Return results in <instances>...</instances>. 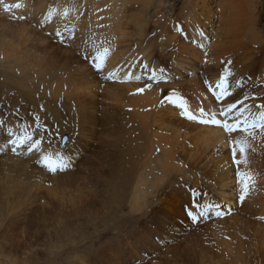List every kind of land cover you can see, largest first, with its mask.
Wrapping results in <instances>:
<instances>
[{
	"label": "rangeland",
	"instance_id": "374dc122",
	"mask_svg": "<svg viewBox=\"0 0 264 264\" xmlns=\"http://www.w3.org/2000/svg\"><path fill=\"white\" fill-rule=\"evenodd\" d=\"M10 1L4 0V3L13 5ZM31 1L34 4L30 8L31 12L37 8L38 11L44 10L42 0ZM64 1L66 4L62 7H69L71 12L75 11L80 16L79 21L73 22L70 29L60 31L68 34L58 39L62 40L71 35L61 41L64 44L62 46L72 43L88 63V67L95 72L100 101L93 112L98 116L95 124L89 120L88 115L83 119L82 111L66 101L62 89L47 85L51 83L56 72H69L66 68L53 65L54 70L48 74L35 66L24 71L21 66L18 68L11 65V31L3 29L4 23L10 24L8 26L11 28L13 23L21 25V21L32 22L25 8L18 11L25 12L21 15L25 14L26 17L21 19L12 14L15 7L6 11L3 4H0V120L3 117L6 119L0 125V264H241V261L243 264H264V248L256 234L251 232L255 222L264 220V215L243 212L246 201L257 191L264 197V188L255 187L256 182L251 177L248 194L240 202L241 174H245V177L249 174L240 170L235 162L241 156L238 150L234 159L232 148H229V159L234 168L231 176L234 180L229 182L227 190L236 193L235 198L230 199L225 192H221L225 189L215 192L213 184L219 182L213 174L214 169L204 167L199 162L197 165L194 163L193 168L186 163L188 176H180L182 180L178 177L176 186L174 184L171 196L179 202L173 201L164 205L159 201L149 200L145 208L136 212L128 203V190L126 195L122 192V198L118 197L127 167L126 148H131L126 145L133 138L132 131L140 122L139 119L132 118L126 98L135 93L134 89L132 92L128 90L127 96L121 100L115 98L116 91L125 84L137 83L138 88L150 89L146 87L148 83H144H151V80L145 82L143 78H138V75L152 72L146 70V57L133 60L131 56L145 51L144 54L150 53L157 60L151 69L155 67L164 71L160 72L162 80H153L162 84V88L158 90L162 96L173 91L186 96L187 99L184 100L188 102L193 92L205 95L209 85L218 76L224 80V84L231 85L225 75L223 76L227 74L229 78L228 73L224 72L229 63L236 78L244 79V84L233 91L230 97L232 102L240 100L244 105L248 102L264 104V80L256 78L263 63L251 66L243 63L245 67L242 69V65H237L236 53L219 66L210 61L209 51L222 37L218 33L221 13L213 12L211 21L204 25L197 24L193 17L200 13V9H191L194 5L192 0H128L123 9L119 6L123 16V31L126 32L124 48L121 44L112 45L101 30L102 26H106L105 19L110 15L106 1L103 7H98L97 4L91 7L90 0ZM254 1L259 11L260 25L257 24V27L261 30L264 25V0ZM46 3L49 6L47 13L51 11L53 16L56 15L61 5L58 0H46ZM167 21L171 22L169 24L170 29L174 30L173 33L176 32L182 39L175 41L171 36L168 39L162 38L161 31L165 30L164 23ZM14 31L13 35H21ZM53 32L56 31L50 30L47 34L54 38ZM112 33L114 34L113 30ZM26 40L23 44L30 45L32 40ZM183 42L197 48L200 58H194L191 53L179 54ZM18 49L23 55L22 51L26 47L21 46ZM104 49H108V52L104 57L103 68L98 70L93 66V57L98 51L103 53ZM115 50L118 51L117 56ZM87 52L91 54L84 57L83 54ZM46 59L53 63L56 61V57L52 55ZM178 61L184 64L183 69L174 66ZM115 63H121L120 68H124V73L114 67ZM134 71L138 72L134 75ZM262 73L264 72L260 74ZM58 81L67 82L65 78L56 82ZM181 113L182 110L179 114L182 118ZM11 119L32 120L36 132H43L42 138L35 134L31 139L41 140L39 149L29 153L25 147L17 153L5 146L7 127L12 126ZM194 127L197 128L192 125L191 130L189 129L192 134L199 131L196 129L195 132ZM66 136L68 140H65ZM247 137L250 144L247 145L246 155L250 153L251 158H255L258 155L254 153H260L263 156L259 157L263 158L264 145L257 144L260 147L256 149L252 140L263 141L261 139L264 132L256 129L254 135ZM62 140L66 142L64 146H61ZM68 143L69 146H66ZM192 143L195 144V141L192 140ZM51 146L55 147L50 148ZM62 147L66 155L71 157L72 167L57 173L50 172L39 161L49 150ZM213 148L215 150L211 147L210 151H215L216 155L221 151L220 147ZM131 149L134 154L141 150ZM141 156L143 158L144 154ZM256 161V168L263 165L261 167L264 171V163H260L258 159ZM132 164L134 166V162ZM253 176L262 179L264 172H255ZM111 184L114 188L109 187ZM104 194L106 195L103 196ZM211 198L218 203L226 202V208L231 207L234 211L219 217L215 215L206 220L201 219L197 225L193 224L187 216L191 205L188 200H192V203L205 200L206 204H212L207 202ZM249 203L259 204L252 200ZM243 213L252 221L247 219L249 222L244 227L249 229L247 231L241 229L243 222L230 219ZM240 242L245 244L244 253L248 254L249 261L245 262L242 256L241 259L234 257L235 254L232 258L226 255L229 253L225 247L235 248Z\"/></svg>",
	"mask_w": 264,
	"mask_h": 264
},
{
	"label": "bare ground",
	"instance_id": "6f19581e",
	"mask_svg": "<svg viewBox=\"0 0 264 264\" xmlns=\"http://www.w3.org/2000/svg\"><path fill=\"white\" fill-rule=\"evenodd\" d=\"M105 1H106V5L108 6L110 15L105 19L106 26L105 27L102 26L101 30L104 32L105 38L107 40H110V43H112V45L121 44L124 48L126 42L125 41L126 32L123 31L124 25L121 22L123 16L121 10L118 8L120 6V8L123 9L125 7V4L128 2V0H122V2L119 0H90V5L91 7H93L94 4H97L99 5L98 7H103L102 5L105 3ZM192 1L194 2V5L193 8L191 9L195 11H198L200 9V13H197L193 17L197 24L204 25L207 23V21H211L212 19L211 15L213 12L220 11L221 13L219 16L218 33L220 36L222 35V37L221 39H219V41L216 44L212 45L211 47L208 56V58L211 59L210 61H214V63L217 64V66H219L220 63L229 61L228 58H230L233 55V53H236L237 61H238L237 65L238 66L242 65L243 66L242 69H244L245 67L243 63H248L249 66H251V65L260 64L259 62H262L263 64L260 67L259 72H257L256 78L259 77L258 79L263 81L264 73L262 74L260 73L264 72V55H263L264 25L261 24L263 26V28L260 27L261 30H259V27H257V24L260 25V23L258 21L259 18L258 6L255 5V1L254 0H219L218 2L217 0H192ZM11 2H13L12 3L13 5L17 3H21L23 5L20 8H16V10L12 9L14 11V13L12 14L16 16L18 15V18H21L23 16L26 17L25 14L21 15L22 13L25 12H21V13L18 12L20 9L25 8L26 11L29 12L28 15L32 22L30 23V22L21 21L22 22V23L20 22L21 25L17 23L16 24L13 23L11 24V28L8 26L10 24L3 22L4 23L3 29L6 31H11V39H10L12 42L11 65L16 66L18 68L19 66H21L22 67L21 69L24 71L25 70L29 71L30 70L29 67L35 66L40 70L47 71L46 73L48 74L52 73L51 71L54 70L55 65H61L62 67L66 68L65 70L69 72H60V74L59 72H56L52 76L51 83L47 85L55 86L59 89H62L66 101L71 105L77 106L78 110L82 111L83 119H86V116L88 115L89 120L93 121L92 123L95 124V121L97 120L98 116L93 112L95 111L98 103H100L98 99L99 92H97L98 80L96 78L95 72H93V69L88 67L87 65L88 63L73 47L72 43L62 46L64 44H62L61 41H63L66 38H70L71 35L70 36L67 35L64 39L59 40L58 38L60 37L56 35V32H53L54 38L50 37L47 34V31L50 30L61 31V30L70 29V26H72L73 22L79 21L80 15H78V13L75 11L71 12V10H69V7L68 8L62 7L63 4H66L64 0H58V4L61 5L57 10V14L54 16L52 15L47 20L45 19V17L48 16L47 11L49 9L48 8L49 6L47 5L46 0H42V5L44 6V10L38 11L39 8H37L34 12L30 11V8L34 6L31 0H21V2L19 0H11L10 3ZM65 10H67L68 13L66 16L64 15ZM200 19L202 21L204 20L205 21L204 22L198 21ZM168 20L171 21V19ZM169 23L168 21L164 23L165 30L161 31L162 38L168 39L171 36V38L175 41L182 39L181 36L175 34L176 32L173 33L174 30L170 29L171 25ZM12 25H15V27H13ZM13 29L16 30V32L21 35L19 36L13 35L12 33L15 32ZM112 30L114 34L112 33ZM62 34L66 35L68 33L63 32ZM20 36L22 39L19 38ZM76 38H78L77 34H76ZM26 39L32 40L30 45L27 43L23 44V42L27 41ZM55 42L57 44H54ZM21 46L26 47L25 51H22L24 53L23 55L20 53L18 49L21 48ZM15 48L17 50H15ZM144 53L145 51H143V53L140 55H137V53L134 54L131 53L132 54L131 56L133 57V60H137V59L140 60V57H142V59L146 57V65H147L146 70L152 71L153 69H155V67H153L152 69L151 67L153 64L157 63V60L153 59L150 53L147 54ZM181 53H186V54L191 53L194 58L196 59L200 58L199 50L197 48H194L193 45L184 42L181 44V49L179 54ZM90 54L91 53L87 52V54H83V55H85L84 57H88ZM115 54L116 56L118 55L117 50H115ZM50 55L56 57V61L54 63L46 59L47 56ZM141 63H143V60ZM141 63L139 65H141ZM209 65H211L210 62ZM120 66L121 63H115L114 65V67L119 68L121 71H123L122 73H124V68H120ZM174 66L183 69L184 64L178 61L177 63L174 64ZM155 70L157 71L158 69ZM137 72H135L134 75ZM21 73H28V72H21ZM156 73L158 78H152V72H150V74L138 75V78L139 77L143 78L145 82L147 80L152 81L151 83L149 82L144 83V85L147 83L151 84L152 87H150V89H147L142 93L137 92V89H139L138 88L139 84L137 83L136 85H134V83H132V85L125 84L123 87L119 88L115 93L116 100H121L124 98V96H127L128 90L131 92L133 89L135 90V93H133V95L131 94L132 96H127L126 98L128 99L127 102L131 110L132 118L134 117L136 120L139 119L140 123L132 131L133 138L128 142L126 147L141 149L137 154H134V150H132L131 148H126L127 152L125 153V155L127 158V162H126L127 167L125 169V173L122 181V190L120 194L117 193L119 195L117 196L122 198V192H124L126 195V193L129 191V195H127L129 196L128 203L129 205H131V208L133 210H136V212L138 209H139L138 211H140V208L143 209V207L147 205L149 200H152V202L159 201V203L162 204L164 203L171 204L173 203V201L175 203V201L177 200L176 199L173 200L174 196H171V194L174 192L173 189L176 186L175 183L177 182V180H179L178 177L180 178V176L183 177L188 176V174L186 173V163L193 168L194 163H196L197 165V162H199L201 164H204V167H212L214 169L215 173L213 172V174L216 177V180H218L219 182L218 183L219 185L216 184V182L213 184V187H215V192L225 189L226 191L223 190L221 192H225V194L229 196L230 199H232V197L235 198L236 193L227 190V187L229 188L230 186L229 182L231 180H234L232 179L231 176L234 168L229 159L230 156L229 148L233 147L232 144L233 141L243 140L246 142L247 145H249L250 144L249 138L245 135V133L240 131L229 134L221 126L199 124L197 122H193L185 119L183 115H181L182 116L181 118L179 116L180 109L179 107L176 106V104L186 103L188 106L196 110V108H200L206 105L210 107L211 112L216 113L219 118L220 111L216 110L217 106H220V110H221L222 108L226 107L227 104L232 103V98L230 97L233 94V92L227 97L225 102L220 101V99H217V96L219 95L221 88L214 92L215 95H209V93L205 91L206 94L201 96L200 92H193V95L191 96L190 100L186 102L181 98L182 95L181 93H174L173 91H169L168 94L165 93L163 96L161 93H158V90L162 88V84L155 83L153 80L155 79L162 80V76L160 72H156ZM158 75H160V77ZM60 78H65L67 82L58 81L57 83L56 81ZM217 78L219 79V81L222 79L220 78V76H218ZM213 82L214 81H212V83ZM223 86L225 89L224 80H223ZM166 94L172 96L173 98L171 100L165 99L164 97ZM183 97L185 96L183 95ZM233 97L235 98V96ZM233 113L229 114V117L232 116ZM190 124L191 127H189ZM192 125L197 127V128L195 127L193 128L195 132L196 129L199 131H197L194 134L189 132V129L191 130L192 128ZM185 126H188L189 128L188 129L183 128ZM194 130L192 132H194ZM192 140L193 142L195 141V144L192 143ZM261 140L263 141H259L258 139L252 140V144L255 145L256 149L260 147L257 144L264 145V137ZM197 144L202 146H199ZM64 145L65 144H61V146ZM66 146H69V143ZM213 146L215 148L216 147L221 148V151L217 153V155L216 152L214 151L215 149L213 148ZM211 147L212 149H214L213 151L215 153L210 151ZM142 153L144 154L143 158L141 156ZM224 153L226 154L222 158ZM133 154H134L132 158L133 161H131V157ZM254 154H257L258 156H256L255 158H251L250 153L248 155H244L240 153L241 156L237 158V160H240L238 168L240 170H244L245 173H248L253 178V180L256 182L255 187L264 188V179H263L264 176L261 177L262 179L253 176L255 172H264L261 167L263 165L259 166L258 164L259 167L256 168V164H255L257 162L256 161L257 159L260 160V163H264L263 162L264 157L260 158L259 156H263L260 153H254ZM132 162H134V166ZM180 179L182 180L183 178ZM109 187L114 188L112 184L109 185ZM105 195L106 194H104L103 196ZM190 199L188 200V202L192 204V200ZM118 200L120 201V199ZM250 200L259 204L253 205L252 203H249ZM177 202H179V200ZM246 202H247L246 208L245 211H243L244 213L250 214L251 212H253L264 215V197L260 195L259 191H257L254 195H252V198L251 197L248 198V201ZM205 205L209 207L211 204L205 203ZM165 208H167V206H165ZM244 213L237 217L235 216L233 218H230L243 222L241 229H244V227H246L245 224L251 221V218L248 219ZM262 219L264 218L262 217ZM263 221L260 220L255 222V225L252 226L251 232H253L254 235L256 234L255 236L257 237V239L259 238V241H261V245L264 248ZM241 229L239 231H241ZM244 230L247 231L249 229L245 228ZM241 243L242 242H240V245L236 246L235 248L225 247V249L229 253V254L226 253V255H230L232 258V256H234L233 254H235L236 256L234 257L237 258L239 257L241 259L242 256L243 258H245V262L249 261L250 260V259L248 260L249 257L247 258L248 254L244 253V249H246L244 248L245 244H241ZM201 256L200 258L203 259ZM237 258L234 259L235 262ZM207 264H211V263H207ZM217 264H219V262ZM241 264H243L242 261Z\"/></svg>",
	"mask_w": 264,
	"mask_h": 264
},
{
	"label": "snow or ice",
	"instance_id": "6c2138e0",
	"mask_svg": "<svg viewBox=\"0 0 264 264\" xmlns=\"http://www.w3.org/2000/svg\"><path fill=\"white\" fill-rule=\"evenodd\" d=\"M0 4H3L4 8L6 11H11L13 7L15 8H20L23 5L21 3H17L15 5H9L4 3V0H0ZM67 10H65L64 15L66 16ZM52 16V12L50 11L48 13V16L45 17L47 20L49 17ZM56 35L58 37L63 38V34L60 31H56ZM108 49H104L103 53H100L99 51L96 53V55L93 57V66L96 69H102L103 68V62H104V57L107 55ZM147 67V65H145ZM230 74V73H229ZM112 74H109V78H111ZM152 78H158L156 70H152ZM146 87H151V84L146 85ZM221 91L219 95L217 96V99H223L226 95H228L227 91L224 89L223 82H221L220 85ZM144 88H139L137 89V92H144ZM248 97H245L247 99ZM166 99L171 100L172 96H167ZM241 105V107L238 109L237 105ZM180 107L182 109L181 115L186 117L190 121H195L197 123L203 124V125H213V126H221L227 133H235L237 131L245 133L247 136H252L254 135V132L256 129H259L261 132H264V111H260L258 115L253 116L251 113H249V117H245L241 119V117L244 116V113L247 111V107L244 106L243 101H236L235 103H229L227 104L226 107L222 108L220 110V117L218 118L216 113L213 112H206L203 107H200L198 110V114L196 112H193L190 110V108L187 106L186 103H181ZM260 109H264V104H260L257 106ZM236 111L238 115L234 118L233 122H229V114L233 113ZM4 122L0 120V125H2ZM9 132V137L7 138V146H11V151L16 152L17 147L20 145H24L25 143L28 144L27 146V151L29 153L33 152L36 149L40 148L41 140H31L29 137L24 136V137H13V133L11 129H8ZM233 147H232V155L233 158L235 159L237 155V149L239 150L240 153L245 154L247 153V144L245 141H233L232 142ZM40 163L44 164L48 168L50 172H56L58 170H64L70 166V162L65 160L63 156H59L56 159H53L51 154H45L42 156L41 160L39 161ZM235 162L239 165L240 160H235ZM242 177V187L240 191V196L239 200L242 203L245 200V197L248 194L249 191V185L251 183V176L245 177V174H241ZM197 207H200V205H197ZM230 211V210H229ZM206 213H195L192 211L188 212V216L191 217L193 221H196L200 219L203 215ZM216 216H223L227 215L228 212L222 211L219 209L217 206L216 210Z\"/></svg>",
	"mask_w": 264,
	"mask_h": 264
},
{
	"label": "water",
	"instance_id": "95a60500",
	"mask_svg": "<svg viewBox=\"0 0 264 264\" xmlns=\"http://www.w3.org/2000/svg\"><path fill=\"white\" fill-rule=\"evenodd\" d=\"M67 139V136L65 137V140Z\"/></svg>",
	"mask_w": 264,
	"mask_h": 264
}]
</instances>
